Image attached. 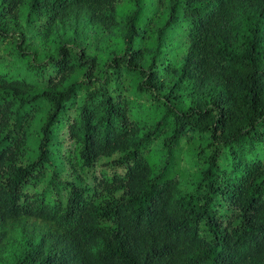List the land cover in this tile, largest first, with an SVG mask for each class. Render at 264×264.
Segmentation results:
<instances>
[{
    "label": "trees",
    "instance_id": "trees-1",
    "mask_svg": "<svg viewBox=\"0 0 264 264\" xmlns=\"http://www.w3.org/2000/svg\"><path fill=\"white\" fill-rule=\"evenodd\" d=\"M22 14L0 46V264H264V0H0V35ZM62 126L80 171L119 155L91 187L59 179Z\"/></svg>",
    "mask_w": 264,
    "mask_h": 264
},
{
    "label": "rangeland",
    "instance_id": "rangeland-1",
    "mask_svg": "<svg viewBox=\"0 0 264 264\" xmlns=\"http://www.w3.org/2000/svg\"><path fill=\"white\" fill-rule=\"evenodd\" d=\"M122 4L126 3L128 0H120ZM24 15H21L20 19V25L14 26L12 30H8V35H0V46L3 44L4 39L9 40L11 42H15L18 44L24 43L25 37L22 36L24 33ZM119 20L121 22L119 27V32H123L125 30V22L124 18L119 17ZM183 26L182 23L178 24H170L168 26L167 30H163L160 34V46L162 50L164 51L168 47L171 48L172 46L176 45H184V37L182 35V32L178 30V27ZM155 35L157 36V32L155 31ZM155 36V37H156ZM173 51H167L166 53H172ZM50 64L48 62H44V67L49 66ZM25 73L24 69L20 70V74L23 75ZM28 79H34V76H29ZM45 78L37 77L36 81H38L40 84H44ZM124 94L130 98L132 96L131 94V78L125 77L124 79ZM156 96L160 98H164V95L167 93V89L164 90H154L153 91ZM182 97V96H181ZM168 98L170 101L173 100L171 95H168ZM185 102H187V99L183 98ZM73 114V110L69 109L67 110L68 116H71ZM130 116L136 120L139 124H144L145 122V116H144V110L133 106L132 113ZM37 116L32 121L31 125L28 127V134L25 141V144L22 148V154L20 157V160H17V163H20L22 165L27 164L31 162L35 155H36V147H37ZM55 139L57 141H60V151L63 154L64 161L61 164L60 173H59V179L62 181H72L76 184L82 180L81 184H86L87 186H93L96 183V177H98L99 172L102 170H105L106 173L110 172V166L114 165V162L118 159L119 155L114 154L111 157H101L99 158L93 165V167L85 168L83 171H80L76 166L71 164L73 162V157L69 153V151L72 148V145L70 142L65 140V127L62 126L60 130L57 131V133L54 135ZM69 157V158H68ZM71 162V163H70ZM119 169V168H116ZM196 169V166L190 164L186 161L185 156L182 155V160L180 164V173L176 176L177 180L180 183V187L182 192H191L193 191V184L190 180V174ZM100 192V191H99ZM97 194V197L95 199L96 204H104L106 200H110L111 197L114 199L118 198L120 195V192H115L113 194L100 192Z\"/></svg>",
    "mask_w": 264,
    "mask_h": 264
}]
</instances>
